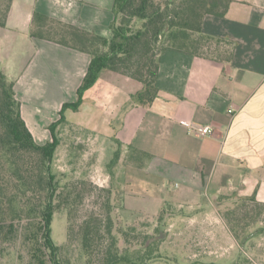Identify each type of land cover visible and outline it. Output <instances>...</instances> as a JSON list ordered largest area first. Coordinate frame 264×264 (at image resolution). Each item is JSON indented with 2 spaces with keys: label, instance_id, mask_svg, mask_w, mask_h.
Here are the masks:
<instances>
[{
  "label": "crops",
  "instance_id": "0c3cea01",
  "mask_svg": "<svg viewBox=\"0 0 264 264\" xmlns=\"http://www.w3.org/2000/svg\"><path fill=\"white\" fill-rule=\"evenodd\" d=\"M113 1H12L0 26V69L14 82L35 141L56 138L55 155L67 126L71 140L83 143L99 185L121 192L122 220L146 223L159 240L157 257L133 264H264V227L244 224L239 238L219 210L253 194L264 203V0H230L223 16L203 17L201 32L223 38L210 55L161 52L150 104L133 98L139 80L103 69L59 122L62 104L78 99L91 56L31 36L33 13L109 38Z\"/></svg>",
  "mask_w": 264,
  "mask_h": 264
},
{
  "label": "trees",
  "instance_id": "16d2710c",
  "mask_svg": "<svg viewBox=\"0 0 264 264\" xmlns=\"http://www.w3.org/2000/svg\"><path fill=\"white\" fill-rule=\"evenodd\" d=\"M13 0L0 4V26L6 25ZM230 0H114L115 15L110 24L111 37L99 35L44 14L34 12L30 34L34 37L88 53L87 71L77 89L78 99L65 102L66 108L77 110L83 94L98 79L99 72L110 69L139 80L143 87L133 96L142 104H150L158 93L156 84L161 52L175 48L210 55L213 42L223 38L201 32L206 14L223 16ZM54 126H50L52 131ZM58 140L39 144L35 141L22 115L14 82L0 69V255L5 245L19 241L23 253L14 264H69L61 256L62 247L51 237L52 214L63 211L67 217V236L76 235L86 264H117L121 261H145L157 257L159 240L148 234L146 223L124 222L121 192L100 187L89 179H74L59 186L51 171ZM118 159V151L109 162ZM100 197L105 213L90 212L77 222L84 199ZM97 194V195H96ZM243 206L264 207L249 197L236 198ZM116 203L117 210H113ZM236 210L231 209L233 215ZM223 216L235 235L242 238L229 213ZM250 217L249 212L244 215ZM163 212L158 217L161 222ZM238 219L233 216V220ZM160 227V226H159ZM157 226L156 232L159 231Z\"/></svg>",
  "mask_w": 264,
  "mask_h": 264
},
{
  "label": "rangeland",
  "instance_id": "374dc122",
  "mask_svg": "<svg viewBox=\"0 0 264 264\" xmlns=\"http://www.w3.org/2000/svg\"><path fill=\"white\" fill-rule=\"evenodd\" d=\"M3 0H0L2 4ZM68 127L64 126L62 131V145L57 150L51 162V171L55 175L59 186L63 185L65 182L74 179H89L94 184L100 187H107L104 185H99L100 181L96 180L94 174L90 171V157L85 155L86 148L80 141H72L69 137ZM97 195V194H96ZM234 199V198H233ZM236 199V198H235ZM246 206L242 205L241 201L232 202L225 204L221 207L223 213H227L231 209L236 210V214L233 215L228 212L230 218H232V223L235 224L236 221L239 222L236 225V230L243 235L244 224L247 227H251V230L264 227V207H254L252 205ZM138 205V204H137ZM216 205V204H215ZM113 210H117L116 203L114 204ZM94 212L95 214L105 213L103 209V203L100 197H96L95 194L92 196H87L82 205L80 206L77 222H79L84 216ZM249 212L250 217H245V213ZM233 216H237L238 219L233 220ZM250 229V228H249ZM51 237L55 244L62 247L61 256L69 260V264H86L85 258L82 254L80 248L79 238L71 233L70 237L67 236V217L65 212H55L52 214L50 222ZM264 241V238H263ZM19 241L15 244L9 243L5 245V249L2 255H0V264H14L17 260V254L23 253L24 251L20 248ZM160 254H165L164 251H160ZM166 259V257H163ZM170 264V262L168 261ZM98 264V263H95ZM117 264H133L129 261H121Z\"/></svg>",
  "mask_w": 264,
  "mask_h": 264
},
{
  "label": "built area",
  "instance_id": "2783aa9c",
  "mask_svg": "<svg viewBox=\"0 0 264 264\" xmlns=\"http://www.w3.org/2000/svg\"><path fill=\"white\" fill-rule=\"evenodd\" d=\"M181 123L187 126L191 131L201 135L210 134L212 132L211 127L208 125L192 124L187 121H181Z\"/></svg>",
  "mask_w": 264,
  "mask_h": 264
}]
</instances>
